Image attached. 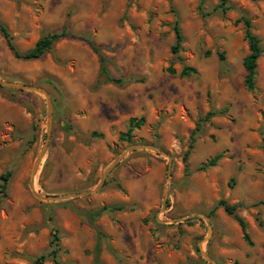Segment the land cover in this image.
<instances>
[{
	"label": "rangeland",
	"instance_id": "1",
	"mask_svg": "<svg viewBox=\"0 0 264 264\" xmlns=\"http://www.w3.org/2000/svg\"><path fill=\"white\" fill-rule=\"evenodd\" d=\"M219 3L0 0V23L18 53L62 27L66 33L33 60L15 58L0 34V81L42 90L50 107L48 124L44 94L0 86V177L9 173L0 194V264L39 256L53 264V236L58 264H93L96 242L100 264H264V54L247 91L248 45L236 23L248 19L264 49V0H226L224 12ZM175 22L182 41L173 55ZM80 36L119 83L98 77V56ZM182 66L196 73L181 77ZM208 112L215 114L199 122ZM129 118L143 124L127 143L118 137ZM45 143L32 181L41 196L92 191L123 151L141 148L98 191L45 201L29 188ZM219 200L235 206L249 245Z\"/></svg>",
	"mask_w": 264,
	"mask_h": 264
},
{
	"label": "trees",
	"instance_id": "2",
	"mask_svg": "<svg viewBox=\"0 0 264 264\" xmlns=\"http://www.w3.org/2000/svg\"><path fill=\"white\" fill-rule=\"evenodd\" d=\"M225 3H226V0H220L219 5L217 6V8H219L221 10V12H224L226 10ZM237 22H240L244 27L243 37L246 40L247 45H248V54L242 60V66H243L245 73H246L244 80H243V86L247 91H252L254 89V77H255V68H256L255 62H256L257 58L260 56V54H264V49L259 46V41L256 38V36H254L250 32L249 20L245 19V18H240L239 20L236 21V23ZM172 30H173V34H174V44L171 47V54L175 55L180 49V43L182 41V38L180 36V32H179V29H178L176 22L173 24ZM0 34L3 37V39L6 43V46L9 49V51L12 53V55L17 59H22V60L38 59L39 57H41L43 54L47 53L50 50L52 44L57 39L63 38L66 35L65 27H62L59 32L49 33V34H46V35L38 38V40L34 43L32 48L29 49L28 51H26L24 53H18L14 49V47L11 43L10 35L2 23H0ZM80 38L89 46V48L91 49L92 52L97 54V49L92 45L91 41L86 36H80ZM97 56H98V60H99L98 77L103 76L104 82H109V83H114V84L119 83L118 80L113 79L108 74V72L105 68V59L98 54H97ZM167 72L170 74L174 73V71L171 68H168ZM195 73H196V71L194 68L188 67V66H182L181 70L179 72V76L187 77L190 75H194ZM214 114H215L214 112L206 113V115L202 119H199V122L208 120ZM142 124H143L142 118H139V119L129 118L127 121V129L124 133L119 135V137H118L119 141H124V142L129 143L130 139H131L132 129L138 128ZM199 127H200V125L195 124L193 131L190 133V137H189L190 139H192V136L195 134V132L198 131ZM262 149L264 151V144H262ZM186 154L187 153H185L183 156V161L186 158ZM218 159H219L218 155L214 156L211 160H209V162L206 165L212 166L215 163V161ZM8 177H9V173H6L5 175L0 177V181H1V183H0V194L3 193V191H4L5 183H6V180ZM259 204L264 207V196H263L262 200L259 202ZM216 206L221 207L223 209V211L228 216H231L233 218V220L237 223V225L240 229L242 240L246 244L249 245L250 241H249L248 235L245 232V224L236 215L235 206H229L223 200H219L217 202ZM105 210H107V209L105 207H102V208L94 211L91 214L92 219L97 218ZM97 234H98V232H97ZM51 244H52L53 248L51 249L48 256H50L53 264H58V262L56 261V251H57L56 236H53V241ZM98 251H99V245H98V242H96L95 246H94V253H93V260H92L93 264H100V262L98 260ZM43 259H44V256H39L38 258H36L34 260V262L32 264H41Z\"/></svg>",
	"mask_w": 264,
	"mask_h": 264
},
{
	"label": "water",
	"instance_id": "3",
	"mask_svg": "<svg viewBox=\"0 0 264 264\" xmlns=\"http://www.w3.org/2000/svg\"><path fill=\"white\" fill-rule=\"evenodd\" d=\"M0 86H4V87H8V88H12V89H20V90H26V91H35V92H40L42 94L45 95L46 97V101L48 103V97L47 95L40 89H37V88H34V87H31V86H27V85H22V84H17V83H8V82H4V81H0ZM49 118H50V107H49V103H48V124H49ZM47 137H48V133H47ZM47 137H46V140H47ZM46 147V143L44 144V146L42 147V149L40 150L37 158H36V161H35V164L31 170V173H30V178H29V188L32 192V195L36 198V199H39V200H45V201H55V200H62V199H66V198H77V197H84V196H87L93 192H96L100 189V187L102 186L103 182H104V179L105 177L109 174V172L117 165V163L131 150H135L137 148H141V147H136V146H133V147H130L128 149H126L125 151H123L114 161L113 163H111L102 173L101 177H100V180H99V183L97 184V186L92 190V191H85V192H82V193H74V194H66V195H59V196H41V195H38L36 193L33 192V187H32V181H33V177L35 175V172H36V169H37V166L39 165V162L41 160V157L43 155V152H44V149ZM209 231V230H208ZM202 257H204L206 259V256L204 254H201ZM209 264H214L212 261H210L209 259L206 260Z\"/></svg>",
	"mask_w": 264,
	"mask_h": 264
}]
</instances>
